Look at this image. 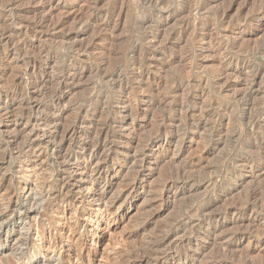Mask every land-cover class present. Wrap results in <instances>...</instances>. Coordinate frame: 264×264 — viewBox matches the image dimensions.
I'll list each match as a JSON object with an SVG mask.
<instances>
[{
  "label": "rangeland",
  "instance_id": "374dc122",
  "mask_svg": "<svg viewBox=\"0 0 264 264\" xmlns=\"http://www.w3.org/2000/svg\"><path fill=\"white\" fill-rule=\"evenodd\" d=\"M0 264H264V0H0Z\"/></svg>",
  "mask_w": 264,
  "mask_h": 264
},
{
  "label": "bare ground",
  "instance_id": "6f19581e",
  "mask_svg": "<svg viewBox=\"0 0 264 264\" xmlns=\"http://www.w3.org/2000/svg\"><path fill=\"white\" fill-rule=\"evenodd\" d=\"M219 1V0H218ZM247 1V0H246ZM244 2V1H243ZM233 5V4H232ZM243 5V4H242ZM242 9V8H241ZM218 13V12H217ZM224 13V12H223ZM222 15V14H221ZM226 18V17H225ZM224 22V21H223ZM226 36V35H225ZM41 87V86H40ZM27 88V87H26ZM31 96V95H30ZM37 98V97H36ZM30 122V121H29ZM32 123V122H31ZM36 123V122H35ZM37 124V123H36ZM44 124V123H43ZM83 126V125H82ZM46 127V126H45ZM80 127V126H79ZM50 128V127H49ZM68 129V128H67ZM64 136V135H63ZM37 137V136H36ZM66 138V137H65ZM34 146H35V143H34ZM94 146V145H93ZM30 147H32V149L34 148L33 147V144L30 145ZM87 149V148H86ZM36 150V149H35ZM32 151V150H31ZM88 151L87 154H88V158L85 160L86 161V168H85V172L87 169H90L91 173L93 172V174H96L97 178L101 179L103 177V175L107 172V166L105 165V163L102 162L101 158H100V152L98 149H89V150H86ZM84 155V154H83ZM100 160V161H99ZM91 175V174H90ZM96 176L94 178H96ZM106 176V175H105ZM104 176V177H105ZM70 180V179H69ZM90 180V179H89ZM97 180V179H96ZM68 181V180H67ZM87 181V180H86ZM107 181V180H106ZM77 185V184H76ZM86 185V184H85ZM72 189V188H71ZM77 189V188H76ZM81 192V188H78ZM85 189V188H84ZM84 191V190H83ZM82 191V192H83ZM80 196V195H79ZM91 196V195H90ZM111 209L110 207H105V208H99L96 212V214H98V217L96 216L94 218V220L98 219L99 217L101 218H104L106 221H109V219L111 218ZM93 221V220H92ZM48 249V248H47ZM163 254V253H162ZM166 255V254H165ZM169 256V255H167ZM166 256V257H167ZM158 258V257H157Z\"/></svg>",
  "mask_w": 264,
  "mask_h": 264
}]
</instances>
